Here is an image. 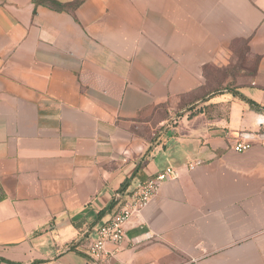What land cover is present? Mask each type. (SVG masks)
I'll list each match as a JSON object with an SVG mask.
<instances>
[{
  "label": "crops",
  "instance_id": "0c3cea01",
  "mask_svg": "<svg viewBox=\"0 0 264 264\" xmlns=\"http://www.w3.org/2000/svg\"><path fill=\"white\" fill-rule=\"evenodd\" d=\"M53 1L0 0V264H264V0Z\"/></svg>",
  "mask_w": 264,
  "mask_h": 264
},
{
  "label": "built area",
  "instance_id": "2783aa9c",
  "mask_svg": "<svg viewBox=\"0 0 264 264\" xmlns=\"http://www.w3.org/2000/svg\"><path fill=\"white\" fill-rule=\"evenodd\" d=\"M260 130L256 133H242L237 140L234 149L243 152L252 147V142L247 140L251 135H256L260 139H264V114L260 118ZM199 163V162H197ZM191 167H194L192 164ZM179 176L177 169L173 166L167 167L165 170L152 176L145 182L140 183L136 189L128 196L117 193L116 198L123 201L121 208L114 216L100 225L97 234L88 246L90 255L96 261L105 257L108 243L120 244L126 238V226L128 221L138 213H140L152 200L153 196L160 189L161 184L168 179H175Z\"/></svg>",
  "mask_w": 264,
  "mask_h": 264
},
{
  "label": "trees",
  "instance_id": "16d2710c",
  "mask_svg": "<svg viewBox=\"0 0 264 264\" xmlns=\"http://www.w3.org/2000/svg\"><path fill=\"white\" fill-rule=\"evenodd\" d=\"M37 1L39 2L40 0H36V2H37ZM44 1L47 2L48 0H44ZM49 3L52 4V5H54V6H56V7H58V8H63V7L65 6L64 4H62V3H57V2H55V1H53V0H49ZM76 4H77V3H76ZM216 92H222V91L217 90ZM240 96L242 97V99H244V100H246L248 103H250L252 107L256 108V109L259 110V111L264 112V107H263L262 105H260L259 103H257L256 101H254V100H252V99L247 98V97L244 96V95H240ZM0 200H2V193L0 194Z\"/></svg>",
  "mask_w": 264,
  "mask_h": 264
},
{
  "label": "rangeland",
  "instance_id": "374dc122",
  "mask_svg": "<svg viewBox=\"0 0 264 264\" xmlns=\"http://www.w3.org/2000/svg\"><path fill=\"white\" fill-rule=\"evenodd\" d=\"M245 63H247V62H245ZM248 64H250V66H248V68H249V67L251 68V67H252V64H251V63H248Z\"/></svg>",
  "mask_w": 264,
  "mask_h": 264
}]
</instances>
